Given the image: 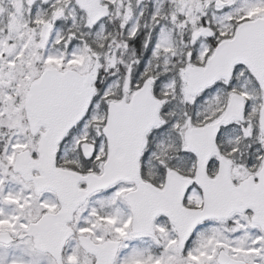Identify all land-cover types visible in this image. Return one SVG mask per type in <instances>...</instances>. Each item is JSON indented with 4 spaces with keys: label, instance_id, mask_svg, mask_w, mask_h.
<instances>
[{
    "label": "snow or ice",
    "instance_id": "6c2138e0",
    "mask_svg": "<svg viewBox=\"0 0 264 264\" xmlns=\"http://www.w3.org/2000/svg\"><path fill=\"white\" fill-rule=\"evenodd\" d=\"M0 264H264V0H0Z\"/></svg>",
    "mask_w": 264,
    "mask_h": 264
}]
</instances>
